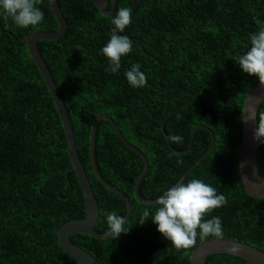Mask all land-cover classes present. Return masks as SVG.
Segmentation results:
<instances>
[{
    "label": "trees",
    "instance_id": "1",
    "mask_svg": "<svg viewBox=\"0 0 264 264\" xmlns=\"http://www.w3.org/2000/svg\"><path fill=\"white\" fill-rule=\"evenodd\" d=\"M66 31L37 49L63 101L76 151L94 193L98 218L94 232H109L107 214L124 216L123 201L92 173L89 134L93 120L111 118L124 140L147 160L138 187L147 201L181 182L199 178L224 195L226 203L205 220L219 217L223 236L264 253V199L248 196L239 176L242 107L259 83L242 72L237 58L250 47V37L264 27V0H116L112 15L102 16L91 0H57ZM108 0L106 10L110 9ZM43 20L18 27L0 11V264H77L56 242L55 232L84 217V204L71 170L59 116L23 37L57 30L49 0H39ZM132 10L131 23L119 35L132 41L116 73L101 54L112 34L111 18L119 8ZM139 64L146 85L132 88L125 72ZM264 112V101L259 113ZM210 152L190 171L191 166ZM162 128V130H161ZM192 137L191 148L185 151ZM170 135L182 136L173 143ZM169 144V146H168ZM171 147V148H170ZM257 169L264 176V143L257 142ZM94 157L100 176L129 200L128 231L97 240L74 234L69 240L99 264H189L196 245L177 251L157 231L134 184L140 159L126 149L103 120L97 124ZM205 264H247L211 255Z\"/></svg>",
    "mask_w": 264,
    "mask_h": 264
},
{
    "label": "water",
    "instance_id": "2",
    "mask_svg": "<svg viewBox=\"0 0 264 264\" xmlns=\"http://www.w3.org/2000/svg\"><path fill=\"white\" fill-rule=\"evenodd\" d=\"M94 6L98 9L99 13L102 16L108 17L113 14L114 8L116 5V0H111L110 9L107 11L106 6L108 4V0H91ZM51 12L57 23V30L53 33H44V32H35L30 35L23 37L25 41L27 52L34 62L37 70L39 71L42 80L49 92L57 114L59 116V121L62 125L66 146H67V154L69 157L71 170L74 173L78 185L80 187L83 204H84V217L82 219L70 220L63 224L54 234L56 236V242L59 248L63 251V253L68 256L71 260H73L77 264H99L88 252L74 245L69 237L74 234H82L89 236L90 238L102 240L111 236V233L107 232L104 234H98L94 232V226L97 222L98 218V206L92 191L91 185L89 183L88 177L84 171L83 166L79 160L75 142L73 138V133L71 129V125L67 116L66 109L64 107L63 101L53 83V80L42 61L40 54L37 49V42L40 41H55L65 33L66 31V22L61 15L59 7L57 5V0H49ZM264 101V86H261L258 83L246 96L243 107H242V139H241V148L239 155V176L246 194L252 198L256 199H264V176H261L258 173L257 169V141L253 138V129L256 127V121L251 119V117L256 113L259 105ZM105 121L116 138L121 142V144L136 155L142 164V170L134 184L133 188V196L135 200L142 205L150 206L155 205L156 200L147 201L142 199L138 194V187L143 179L146 171H147V160L144 155L138 151L135 147L128 144L117 127L113 123L110 117L107 115H99L97 116L92 123L90 134H89V158L90 165L92 169V173L94 174L97 181L104 186L106 189L114 193L118 196L124 203L125 206V223L127 222L130 212L131 205L128 198L119 191L115 186H112L105 182L103 178L100 176L97 166L95 163L94 157V141H95V132L97 128V124L99 121ZM198 129L205 130L210 136V145L205 151V153L199 158L189 169V171L194 168L211 150L213 145L214 137L212 133L205 127H200ZM162 130V128H161ZM197 129H194L191 133V139L188 148L185 151L178 152L174 149L171 150L176 154H185L191 148L192 137L194 132ZM169 146V144H168ZM186 175V174H185ZM183 177L177 182L180 183ZM176 183V184H177ZM175 184V185H176ZM174 185V186H175ZM173 186V187H174ZM235 249V251H233ZM228 255L237 259H240L247 264H264V253L255 247L249 246L247 244L235 242L229 239H210L205 242L197 245L191 252L189 264H205V260L211 255Z\"/></svg>",
    "mask_w": 264,
    "mask_h": 264
},
{
    "label": "clouds",
    "instance_id": "3",
    "mask_svg": "<svg viewBox=\"0 0 264 264\" xmlns=\"http://www.w3.org/2000/svg\"><path fill=\"white\" fill-rule=\"evenodd\" d=\"M39 0H0V11L10 17L21 28L36 26L43 20V13L37 7ZM132 10L121 7L111 18L114 26L110 39L101 49V54L108 60L107 70L116 73L121 67V58L132 51V41L126 35H119L131 23ZM242 72L258 78L264 86V27L250 37V47L237 58ZM139 64H133L125 72L128 84L132 88L146 85L147 77ZM256 121L253 138L264 143V112L251 117ZM173 143L182 142V136L170 135ZM226 198L217 190L199 178L187 183L180 182L167 189L155 202V212L150 214L145 209L140 217V224L145 223L151 215L152 222L157 225V231L171 242L177 251L188 250L196 245L197 237L201 240L212 236L222 237L223 228L219 217L205 220V216L213 210L221 208ZM108 231L118 238L126 233L125 216L117 215L115 211L107 214ZM235 251V249L233 250Z\"/></svg>",
    "mask_w": 264,
    "mask_h": 264
},
{
    "label": "bare ground",
    "instance_id": "4",
    "mask_svg": "<svg viewBox=\"0 0 264 264\" xmlns=\"http://www.w3.org/2000/svg\"><path fill=\"white\" fill-rule=\"evenodd\" d=\"M57 231V230H56Z\"/></svg>",
    "mask_w": 264,
    "mask_h": 264
}]
</instances>
